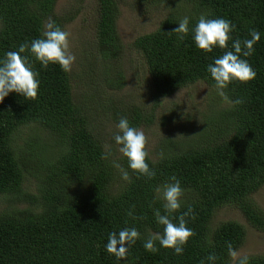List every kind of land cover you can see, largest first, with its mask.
I'll list each match as a JSON object with an SVG mask.
<instances>
[{
	"label": "trees",
	"instance_id": "16d2710c",
	"mask_svg": "<svg viewBox=\"0 0 264 264\" xmlns=\"http://www.w3.org/2000/svg\"><path fill=\"white\" fill-rule=\"evenodd\" d=\"M144 1L169 4L157 28L134 40L158 96L200 80L213 83L206 66L223 50L205 54L195 47L191 33L179 40L172 31L183 16L190 17V25L201 14L228 19L235 25L233 39L249 37L251 29L260 32L255 51L247 58L256 77L248 83L232 82L226 89L230 100L243 102L231 104L215 94L217 103L207 107L193 135L181 132L177 139H163L155 159L146 148L154 177L138 178L129 170V180L116 184V167L109 157L102 158L106 150L91 125V108L102 89L100 81L110 89L126 83L120 64L124 46L117 25L118 0H98L96 53L87 55L84 63L89 65L81 67L82 97H76L71 73L57 65L42 69L34 62L40 81L37 97L10 93L0 102V194L35 205L0 212V264H201L202 260L207 264L210 253L217 257L215 264H233L227 246L238 251L244 245L245 225L236 219L213 225L216 212L229 204L249 225L264 231V210L253 198L264 186V0ZM56 3L0 0V56L40 37L49 17L65 29L68 17L55 12ZM105 102L104 119L118 122L126 116L137 128L153 121V112L132 102L111 108H105ZM27 123H37L54 135L61 145L57 154L49 145L40 151L30 143L17 154L14 133ZM118 163L127 169L122 156ZM25 172L38 182L36 193L23 191ZM172 176L184 189L179 212L192 208L185 219L194 235L180 255L158 242L155 253L143 247L149 233L162 232L153 209L162 210L157 188ZM124 227L137 228L141 238L130 247L126 260L118 262L104 245L110 232ZM249 257L250 264H264V255Z\"/></svg>",
	"mask_w": 264,
	"mask_h": 264
},
{
	"label": "rangeland",
	"instance_id": "374dc122",
	"mask_svg": "<svg viewBox=\"0 0 264 264\" xmlns=\"http://www.w3.org/2000/svg\"><path fill=\"white\" fill-rule=\"evenodd\" d=\"M118 4V32L124 46L120 64L125 74L126 83L120 89H110L100 81L102 89L100 93L96 94V103L91 108V112L94 113L91 125L96 136L102 139L104 147L110 146L112 153L109 156L110 161L119 162L122 155L113 141V134L117 131L116 124L118 122L110 117L104 119L101 114L103 102L106 101L105 108H111L116 103L122 105L132 102L147 112H153V121L142 123L139 129L144 131L147 137L146 148L155 159V153L158 152L159 144L163 139L168 137L177 139L181 132L193 135V132L200 127L201 122L203 123V113L207 112V107H214V104L217 103H214L217 93L212 86L200 80L184 86L172 94L158 96L151 83L147 65L134 46V40L139 35L157 28L169 11V4H151L144 0H118ZM54 10L57 14L68 17L65 30L70 33V50L76 56L70 72L71 83L76 97H82V91L85 90L81 79V75H83L81 67L89 65V63H84L87 55L96 53L98 0H57ZM100 67H102L101 61L99 62ZM56 141L53 134L37 123L20 126L14 133L13 140L17 154L19 149L28 143L33 149H40V151L45 145H49L50 152L57 154L61 145L59 146ZM122 182L124 181L121 178L120 170L116 168L115 183L121 185ZM37 186L38 182L25 172L23 191L36 193ZM253 198L264 210V186L253 194ZM30 205L35 207L33 202L29 204L21 199L14 200L12 195L0 194V212L12 208L23 209ZM230 219L240 221L247 230L246 241L238 253L248 256L264 255V231L249 225L235 206L229 204L220 208L214 215L213 225L216 226Z\"/></svg>",
	"mask_w": 264,
	"mask_h": 264
},
{
	"label": "clouds",
	"instance_id": "9594fccd",
	"mask_svg": "<svg viewBox=\"0 0 264 264\" xmlns=\"http://www.w3.org/2000/svg\"><path fill=\"white\" fill-rule=\"evenodd\" d=\"M234 28L235 25L228 19L209 18L204 14L199 16L194 25H190V17L185 15L172 32L176 33L181 41L191 33L195 47L205 54L212 53L216 48L223 50L221 55L212 58L206 70L218 96L228 103L241 104L242 99L230 100L226 89L232 82L248 83L256 77V72L247 58L254 53V45L261 36L258 30L251 29L249 37L233 39L231 33ZM69 38L70 33L49 17L40 37L21 43L16 50L6 51L0 56V102L10 93H16L25 99L34 100L37 97L40 81L39 72L33 67L34 62H39L42 69H47L49 65H57L64 73H70L76 56L70 50ZM116 129L113 141L127 162V169H124L117 161H112L113 166L120 169L121 178L128 181L130 171L138 178L154 177L156 173L147 162V137L144 131L132 126L126 116L119 118ZM105 147L106 151L102 158L108 159L112 153L110 146ZM183 191L180 180L175 176L157 188L162 200V210L155 208L153 214L156 224L162 227V232L149 233L143 239L146 251L157 252L158 242L160 247L171 249L176 255L183 253L184 246L194 235L193 230L187 227L185 219L192 213L191 206H188L187 211L179 212ZM128 215L136 218L132 211H129ZM140 238L141 233L137 228L124 227L118 232L108 234L104 248L119 262L126 260L130 247ZM227 247L233 264H250L248 255H240L231 244ZM216 259V255L210 253L206 257L207 264H215ZM201 264H205V260H202Z\"/></svg>",
	"mask_w": 264,
	"mask_h": 264
}]
</instances>
